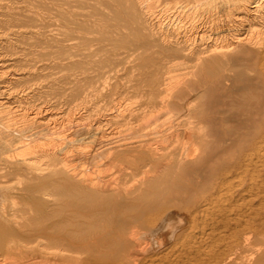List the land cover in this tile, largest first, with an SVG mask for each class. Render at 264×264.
<instances>
[{"label":"bare ground","instance_id":"1","mask_svg":"<svg viewBox=\"0 0 264 264\" xmlns=\"http://www.w3.org/2000/svg\"><path fill=\"white\" fill-rule=\"evenodd\" d=\"M0 264H264V0H0Z\"/></svg>","mask_w":264,"mask_h":264}]
</instances>
